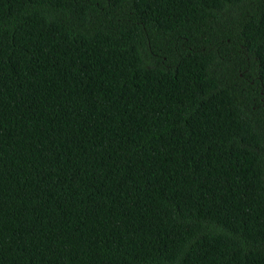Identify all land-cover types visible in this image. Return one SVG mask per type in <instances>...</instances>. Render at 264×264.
<instances>
[{
	"label": "trees",
	"instance_id": "1",
	"mask_svg": "<svg viewBox=\"0 0 264 264\" xmlns=\"http://www.w3.org/2000/svg\"><path fill=\"white\" fill-rule=\"evenodd\" d=\"M0 264H264V0H0Z\"/></svg>",
	"mask_w": 264,
	"mask_h": 264
}]
</instances>
